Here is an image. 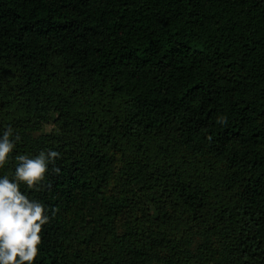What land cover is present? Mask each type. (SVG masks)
<instances>
[{
  "label": "trees",
  "instance_id": "16d2710c",
  "mask_svg": "<svg viewBox=\"0 0 264 264\" xmlns=\"http://www.w3.org/2000/svg\"><path fill=\"white\" fill-rule=\"evenodd\" d=\"M0 264H264V0H0Z\"/></svg>",
  "mask_w": 264,
  "mask_h": 264
},
{
  "label": "rangeland",
  "instance_id": "374dc122",
  "mask_svg": "<svg viewBox=\"0 0 264 264\" xmlns=\"http://www.w3.org/2000/svg\"><path fill=\"white\" fill-rule=\"evenodd\" d=\"M52 127L51 126H46V130H51Z\"/></svg>",
  "mask_w": 264,
  "mask_h": 264
}]
</instances>
